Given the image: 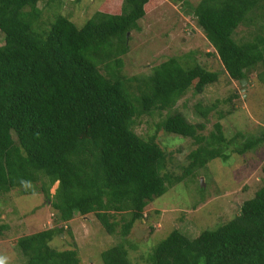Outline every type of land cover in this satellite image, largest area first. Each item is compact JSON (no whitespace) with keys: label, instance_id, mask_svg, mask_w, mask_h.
Instances as JSON below:
<instances>
[{"label":"trees","instance_id":"obj_1","mask_svg":"<svg viewBox=\"0 0 264 264\" xmlns=\"http://www.w3.org/2000/svg\"><path fill=\"white\" fill-rule=\"evenodd\" d=\"M37 1L0 0V194L12 187L23 194L39 190L58 222L92 214L108 235L118 234L99 252L102 264H132L124 237L134 222L146 219L149 201L215 157L256 149L264 130L226 137L218 113L204 135L198 132L202 124L170 111L188 87L199 93L216 80V72L194 61L169 56L130 90L120 56L128 49L127 33L138 30L154 0H121L109 11L90 0L82 6L67 0L64 12L63 0H45L41 8ZM190 7L211 55L230 78L264 67V23L256 22L264 20V0H198ZM81 10L77 21L74 12ZM249 25L256 28L251 37L236 40L235 30ZM155 110L167 112L152 123L154 130L188 137L194 145L187 166L173 178L163 171L166 153L155 134L131 128L134 117H151ZM194 110L207 120L210 107L195 104ZM260 169L264 175V161ZM61 231L56 225L17 238L25 264H81L75 249L48 245ZM147 258L149 264H264V186L215 228L189 238L172 229Z\"/></svg>","mask_w":264,"mask_h":264},{"label":"rangeland","instance_id":"obj_2","mask_svg":"<svg viewBox=\"0 0 264 264\" xmlns=\"http://www.w3.org/2000/svg\"><path fill=\"white\" fill-rule=\"evenodd\" d=\"M66 1L61 4L62 12L70 8ZM120 1L90 0V3L101 4L109 11L114 7L117 10ZM197 1L154 0L138 20V30L127 33L128 49L120 56L121 72L131 77L128 86L135 92V86L142 84L150 69L167 57L194 61L204 69L216 72V80L199 93L188 87L170 111L181 113L192 124H202L197 131L204 135L212 131L213 123L218 120L217 114L221 113L223 117L219 121L226 137L236 131L258 136L264 130V67L257 64L242 80L230 78L211 55V46L195 24L190 5ZM83 2L80 1V6ZM44 4L45 0L36 2L38 8ZM82 13V10L75 11L74 19L81 21ZM256 22L264 23V20L258 18ZM254 30L252 25L239 26L234 37L236 40L240 35L250 38ZM1 37L0 34V43ZM195 104L200 108L210 107L207 120L195 112ZM166 112L155 110L151 117H134L131 128L139 135L155 134V141L166 153L163 171L173 178L187 166L186 154L194 145L188 137L164 133L160 128L154 130L152 123ZM248 152L243 155L231 152L224 160L215 157L197 168L193 177H185L149 201L143 209L146 219L134 222L124 237L127 241L123 245L130 262L149 264L148 254L172 229L189 238L232 218L241 202L251 197L255 189L264 186L260 169L264 161V141ZM55 184L49 188L50 194ZM32 186L38 190V184ZM20 189L12 187L0 194V259L4 264H25L26 256L15 245L17 238L56 225L61 226L62 231L48 241L51 248L75 249L81 264H102L99 252L115 243L118 234L108 235L92 214L74 213L68 221L58 222L39 190L23 194Z\"/></svg>","mask_w":264,"mask_h":264},{"label":"clouds","instance_id":"obj_3","mask_svg":"<svg viewBox=\"0 0 264 264\" xmlns=\"http://www.w3.org/2000/svg\"><path fill=\"white\" fill-rule=\"evenodd\" d=\"M0 264H4V261H3V259H0Z\"/></svg>","mask_w":264,"mask_h":264},{"label":"water","instance_id":"obj_4","mask_svg":"<svg viewBox=\"0 0 264 264\" xmlns=\"http://www.w3.org/2000/svg\"><path fill=\"white\" fill-rule=\"evenodd\" d=\"M242 80V79H241Z\"/></svg>","mask_w":264,"mask_h":264}]
</instances>
